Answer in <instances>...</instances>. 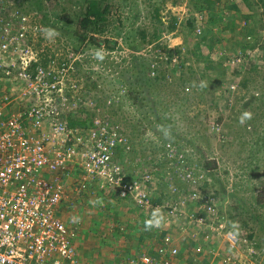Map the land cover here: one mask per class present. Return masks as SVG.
<instances>
[{"label":"rangeland","instance_id":"374dc122","mask_svg":"<svg viewBox=\"0 0 264 264\" xmlns=\"http://www.w3.org/2000/svg\"><path fill=\"white\" fill-rule=\"evenodd\" d=\"M0 1L32 25L30 70L55 79L41 100L71 110L92 130L86 142L97 134L92 146L116 139L126 181L139 183L122 192L78 160L63 172L70 218L104 252L89 264L159 259L161 248L169 264H264V0ZM30 85L11 76L0 96L26 98ZM156 208L164 225L143 230Z\"/></svg>","mask_w":264,"mask_h":264},{"label":"built area","instance_id":"2783aa9c","mask_svg":"<svg viewBox=\"0 0 264 264\" xmlns=\"http://www.w3.org/2000/svg\"><path fill=\"white\" fill-rule=\"evenodd\" d=\"M6 10L0 1V82L11 76L28 79L33 91L26 98L0 96V264H81L74 245L77 230L62 214L68 196L62 175L69 173L68 164L78 160L89 176L103 175L122 192L140 186L138 181H126L115 158L116 139H100L92 146L98 139L94 131V138L86 142L83 134L89 136L92 130L73 128L64 113L41 100L40 94L50 90L49 81L55 79L43 69L30 70L37 62L30 43L32 25L23 16L19 21L14 18L21 14L7 17ZM63 112L68 115L71 110ZM138 195L139 204L150 207L146 193ZM160 251L159 259L141 254L130 257L128 264H169L165 248Z\"/></svg>","mask_w":264,"mask_h":264},{"label":"crops","instance_id":"0c3cea01","mask_svg":"<svg viewBox=\"0 0 264 264\" xmlns=\"http://www.w3.org/2000/svg\"><path fill=\"white\" fill-rule=\"evenodd\" d=\"M77 180H80V178H78ZM71 187L67 186V199L66 201L64 202L63 206H62V214H63V217L64 219L67 221V223L71 226L73 225V228L74 226H76L74 229L77 230V237L75 238L74 240V245H75V248L77 250V253H78V256H79V260H80V263L81 264H89L88 263V260H89V254H92V256H95L96 258L99 257L100 258V261H104L103 260V257H104V252L101 250V249H95V248H91L88 246V244L86 243V240L85 238L88 236V232L86 230V226L84 227L83 225H78V224H75L74 221H72V218H70V215H69V212H68V209L69 206H70V201H71ZM72 203V202H71ZM78 219L77 221L79 223H81L80 219H85V216H77ZM75 220V219H74ZM85 221V220H84ZM76 222V223H78ZM103 240V238H101ZM127 249V248H126ZM123 249L125 251H128L130 253H133L134 250H131V249ZM142 251V250H140ZM126 253V252H125ZM142 253V252H140ZM159 252H158V256H159Z\"/></svg>","mask_w":264,"mask_h":264},{"label":"clouds","instance_id":"9594fccd","mask_svg":"<svg viewBox=\"0 0 264 264\" xmlns=\"http://www.w3.org/2000/svg\"><path fill=\"white\" fill-rule=\"evenodd\" d=\"M49 36L54 35V33L49 32ZM102 58V57H100ZM253 114L250 111H244L239 117V123L241 125L245 124L247 121L251 120ZM93 205H102L103 201L100 198H97L95 201H90ZM165 223V216L160 208H156L152 211L151 215L143 221V230L151 231L154 228H160ZM233 227H237V225L233 224Z\"/></svg>","mask_w":264,"mask_h":264},{"label":"trees","instance_id":"16d2710c","mask_svg":"<svg viewBox=\"0 0 264 264\" xmlns=\"http://www.w3.org/2000/svg\"><path fill=\"white\" fill-rule=\"evenodd\" d=\"M92 9H90V11L88 12V14H100V16H102V14H103V11H101L102 9L98 6H96L95 4H92ZM90 8V7H89ZM21 10V9H20ZM91 11H93V12H91ZM20 13H22V12H20ZM6 15H7V17H13V14H12V12H9V11H6ZM22 16H23V13L21 14V15H19L18 17L17 16H14V18L16 19V20H18L19 21V19H22ZM90 17V15L87 17L86 16V20H87V22H89V23H92V21L93 22H95L96 20H92V19H90L89 18ZM99 19H104L103 18V16L102 17H100ZM33 37V36H32ZM94 39L95 40H99V39H97L96 37H94ZM35 63H37V62H35ZM37 65H38V63H37ZM82 103V102H81ZM64 119H66L67 121H68V123H69V125L70 126H72L73 128H75V127H78L79 125H80V123L79 122H77V121H75L72 117H70V115H67L66 114V112H64ZM72 116V115H71ZM70 120V121H69ZM115 158H116V156H115ZM205 198V197H204ZM211 199H213V198H211Z\"/></svg>","mask_w":264,"mask_h":264}]
</instances>
